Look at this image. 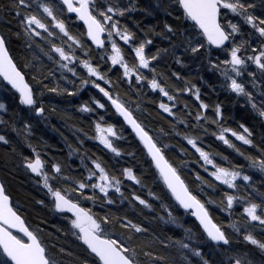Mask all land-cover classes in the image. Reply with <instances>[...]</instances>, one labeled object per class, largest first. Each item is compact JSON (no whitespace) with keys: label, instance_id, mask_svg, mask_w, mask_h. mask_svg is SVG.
I'll use <instances>...</instances> for the list:
<instances>
[{"label":"snow or ice","instance_id":"obj_1","mask_svg":"<svg viewBox=\"0 0 264 264\" xmlns=\"http://www.w3.org/2000/svg\"><path fill=\"white\" fill-rule=\"evenodd\" d=\"M0 9L16 21L18 29L14 33L0 31V89L11 93L29 116L54 131H59L51 124L54 115L64 119L65 124L72 119L68 107L88 114L94 125L91 134L83 127L77 129L75 146L61 133L68 148L63 161L48 151L42 153L31 143L33 123L29 120H23V128L11 124L17 136L26 133L28 153L20 150L10 136L0 133V145L7 146V157L19 158L13 167L31 174L44 194V198L34 200V206L39 208L29 221L24 215L27 208L16 201L8 181L0 178V264H169L144 238L148 227L127 215H100L86 206L91 202L92 207L104 208L118 200L152 212H156L155 202H159L161 214L156 218L182 228L177 214L194 217V226L202 229L203 237L196 246L192 243V228L185 229L182 239L166 237L160 243L165 248L187 250L202 264L216 261L206 258L201 243L209 245V256L213 250L233 253L227 257V264H257L249 250H233L234 241L227 228L243 235V241L264 257V239L247 231V227L258 224L264 233V192L256 187L251 174L258 172L264 177V0H156L153 7H140L137 0H0ZM136 11L147 16L163 11L178 22L165 20L162 25L145 28L137 21L134 31L126 21ZM12 35L22 39L27 49H39L50 64L41 61L37 68L31 61L19 63L11 54ZM154 37L168 41L169 46L157 47L153 52L149 46L154 45ZM238 37L244 39L238 42ZM178 49L183 50L180 55ZM162 54L174 57L175 63L183 67L188 66L185 54L201 61V67L206 60L207 70L219 77V91L242 101L241 107L255 114L253 118L258 119L262 129L259 141L255 139V128L243 118L236 120L226 114L223 101L205 102L201 88L191 79L177 71H172L171 76L158 72ZM28 69L32 70L30 77ZM172 77L183 83L170 85ZM60 81H64L63 86ZM210 87L219 96L217 86ZM122 88L126 89L123 96ZM148 91L166 98L156 104L157 116L169 125L168 131L159 129L162 135L146 122L152 118L151 113L143 115L140 101ZM85 92L88 100L74 103ZM48 93L67 100V106L60 108L51 100L45 101ZM185 94L198 102L195 111L187 102L181 108ZM0 110L8 109L0 103ZM109 113L120 118L119 125L106 119ZM13 115L18 117L20 112ZM228 119L235 120L238 126L228 125ZM8 123L0 116V124ZM125 133L146 153L150 171L143 179L131 167L117 171L104 153L90 152L85 147V141L92 140L115 157H135V152L125 153L114 142L125 139ZM168 135L180 138L178 159L169 154L174 147L162 139ZM209 136L231 149L236 158L224 151H211ZM44 147L50 146L45 142ZM190 151L194 163L185 159ZM73 157L79 160L78 165ZM185 169L193 177L191 182L184 176ZM149 177L155 188L145 183ZM125 181L147 188V197L152 200L135 187L126 193ZM192 184H198V190L194 191ZM260 184L264 187V179ZM253 193L260 195V203L253 202ZM237 203L243 205V223L233 220L225 227L214 218L211 205L231 217ZM41 210L58 214L66 227L49 232V221L40 215ZM68 236L75 237L79 253L74 254L61 242ZM65 257L74 259L67 261ZM140 257L146 260L142 262ZM184 258L187 264H193L187 255ZM259 264H264V259Z\"/></svg>","mask_w":264,"mask_h":264},{"label":"trees","instance_id":"obj_2","mask_svg":"<svg viewBox=\"0 0 264 264\" xmlns=\"http://www.w3.org/2000/svg\"><path fill=\"white\" fill-rule=\"evenodd\" d=\"M4 2H7V0H4ZM124 3H129V0H123ZM140 7H153L156 3V0H137ZM168 20L169 22H178L175 21L174 17H168L165 15L163 11H156L154 16H147L142 11H136L130 14V16L127 19V24L130 29L136 30V22L139 21L141 24V27H148L152 25H156L160 23L162 25L163 21ZM79 23V22H77ZM186 23H191L190 21H187ZM17 29V24L14 19L10 15H5L4 11L0 9V31H3L5 33H14ZM240 39H244V37H238V42ZM59 42V41H57ZM169 46L168 41L163 40L160 37H154V45H150L149 48L154 52L157 47L159 48H166ZM10 48H11V54L17 59V61L21 64H24L28 61H31L33 64L39 68L40 62L43 61L45 64H50V62L47 61L46 57L43 56V54L39 51V49H27L25 47L24 41L22 39L18 40L15 35L11 36L10 39ZM182 49L177 50V55H180L182 53ZM33 56L37 57L38 59L33 60ZM131 59V58H129ZM183 59L188 62L187 67H183L181 65H178L175 63V58L162 54V59L158 63L157 70L158 72L167 73V76H171L172 71L180 72L183 76L191 79L193 84H196L201 88V98L209 103L213 104L219 101H223L225 105V112L226 114L230 116H234L236 120H239L243 118L244 122H246L250 127L255 128L256 131V137L255 139L259 141L261 137V126L258 122V119H254V113H252L249 109L241 107L242 101H236L234 100L233 96L223 92L219 91L218 85H219V77L214 74L211 71L207 70V61L204 60L203 64L204 67H201V61L194 60L191 56L185 54L183 56ZM155 63V62H154ZM29 77L32 74V70L28 69ZM70 75V74H69ZM200 77H203V80L200 79ZM59 78V73H57V79ZM167 77H164L162 79H166ZM35 83V81H33ZM168 83L171 85L172 83L176 84H182V81H175V78L172 77L171 80L168 81ZM55 84V81H53V86ZM61 86L64 85V81H60ZM210 85H216L217 89L219 91V96H217L214 92H212ZM126 89H121L122 96L124 95ZM10 96L0 98V103H4L7 106V111L4 113H0V116H2L6 121H8V124H0V133H5L8 136H10L15 143L18 144L19 149L23 150L25 153L30 152V149L27 147V143L25 142L24 136L26 133H21L20 136H17L14 131H12L11 124L15 123L17 127L23 128V120H29L33 123V135L29 137V140L31 143L41 150L43 153L44 151H48L50 155H55L58 160H66L67 159V153L68 148L66 146L65 140L63 137L67 138V141L72 143L74 146L76 145V135H77V129L80 127H83L86 131H89L91 134L93 131V123L90 121L88 114L86 113H79L75 107H68V112L72 114V119L67 121V124H65L64 119H61L58 116H53L51 119V124L55 125V127L59 131H54L53 128L49 125H46L44 122L39 121L38 118L35 116H29L27 113V110L22 109L16 100L14 99L13 95L10 93ZM89 98V94L87 92L81 94V99L74 101V103H80L82 101H87ZM128 97L125 96V99ZM45 101H53L56 105H58L60 108H64L67 106V100H64L58 96L55 95V93H48L44 97ZM135 95L133 94L132 100L135 102ZM160 99H165L164 97L160 96L157 93H153L151 91H148L147 97L140 101L141 108L144 109L143 115L147 116L148 113H151V119L147 120L146 122L150 124V126L155 128L157 135H162L159 132V129L161 127H164L165 131H168L169 125L167 124V121L164 120L162 117L157 116V108L156 104L159 102ZM155 101V103L153 102ZM187 102L192 111L196 110V104L198 102L195 101L194 97L190 94H185L180 101L181 108L183 107V103ZM135 106V103H133V107ZM20 112V116H14L13 113ZM106 119L110 122H116L119 125L120 118L117 116L112 115L109 113L106 116ZM228 125L232 127H237V123L233 119H228L227 121ZM182 126H181V129ZM119 131V127H118ZM61 133H63V137L61 136ZM83 138V137H81ZM231 138V137H230ZM162 139L165 143H169L174 147V150L171 151L169 154L172 156L173 159H178L176 153L179 152L181 143L179 137H174L172 135L168 136H162ZM234 140V138H231ZM209 142L211 143V151H224L226 155H231L233 158H236L235 153L228 149L226 145H223L222 142L215 140L213 137H208ZM45 142L47 143L48 147L45 149L44 145ZM118 146H120L125 153L127 152H135V157L124 155L121 157H115L114 154L108 152L106 149H103L102 145H99L97 141L92 140H86L85 141V147L91 151H95L97 154L104 153L107 157V159L110 160L111 165L117 170L120 171L124 167H131L134 169V171L141 175L142 179L145 175L149 173V168L146 165V153L141 151L142 146L138 145V142L135 140H132L131 136L128 135V133H125V139L114 141ZM239 144V142H236ZM247 147V146H245ZM6 148L7 146L0 145V178L5 179L8 181L10 187L9 191L12 193V195L15 197L16 201L23 205L25 208H27V212L24 213V215H27L29 218V221H32L36 215H37V209L39 208L38 205L34 206V200L44 198L43 192L40 190L39 186L36 185L31 178V174L27 173L23 168H14V164H18L19 158H8L6 155ZM190 148V146H189ZM185 159L188 161H192L194 163L195 157L192 155V152L190 151L186 156ZM73 161H75V164H79V160L76 157L72 158ZM243 162V161H241ZM254 176V180L256 182V187L260 188L261 192H264V187H261V180L264 179L258 172H252L251 173ZM184 176L185 178L191 182L193 177L188 174V170H184ZM145 183L148 185L149 188H155V183L151 180L149 177L145 180ZM238 183H241L238 181ZM135 187L139 194L142 196L148 198L150 201L152 200L151 197H147V188L140 189L139 186L132 185V182L125 181V188L124 191L127 193L132 190V188ZM193 190H198L199 185L198 184H192ZM251 191V190H249ZM159 194V193H158ZM211 195V193H209ZM118 198V194H116ZM214 199H217V197H213ZM252 200L253 202L260 203L261 197L258 193L252 194ZM159 202H155L157 205L156 212L149 211L148 209H144L143 206H137L132 207L128 204L127 201H125L123 204L119 203V200L117 204L115 205H109L104 208L92 207L91 202H86V206L91 207L93 212L103 215L105 212H111L116 215H127L130 219H132L135 222H140L144 226L149 228V233L144 234V238L151 241L152 248L154 252L159 253L160 255L164 256L166 260L169 262V264H187V261L185 260V255L188 256V259L193 261V264H202V262L199 261L198 257L192 256L190 253L187 252V250H184V252H181L177 248L168 247L165 248L161 243V239H165L166 237H172L173 239L177 238H184L185 236V229L186 228H192L193 232L195 233V238L192 241L193 245L196 246L198 241L202 240L203 237L201 235L202 230L199 228H196L194 226L193 218L187 214H177L174 212V214L178 215V220L180 224H183V228L179 227L174 224H165L158 220L156 217L160 213V209L158 207ZM213 210V216L217 221L223 222L225 227L227 225L235 220L238 222L243 223V205L241 203H237L234 206L233 209V216H228L227 213H224L219 210L217 205H211L210 206ZM40 215L46 216L49 224L47 225L48 231L55 233L56 228H65L66 227V221H64L58 214L53 215L51 213H48L47 210H41ZM197 223V222H195ZM198 224V223H197ZM52 225H55L56 227H52ZM228 233L230 237L233 239L234 243L232 245L233 250H240L241 252L244 250H249L252 257L257 261V264H259V261L261 259H264V257H261L258 250L254 248V246L249 245L247 242L243 241V235H238L234 229L227 228ZM247 231L251 232L254 236H256L258 239H264V233H261L260 226L256 224L255 227H247ZM241 232H244V229H241ZM57 235H61L60 233H56ZM159 238V239H158ZM64 243L65 247H69L70 250L76 254L79 253V248L76 247V244L78 243L75 240V237L68 236L64 237L61 241ZM200 247H202L205 251L206 258H210L214 261H216V264H220V262L223 260L225 261V264H227V257L229 255H232L233 253H226L223 250H213L211 252V255L209 256V245L201 243L199 244ZM67 261H72L74 257H65ZM141 261L144 262L146 258L140 257ZM163 264V262H162Z\"/></svg>","mask_w":264,"mask_h":264},{"label":"rangeland","instance_id":"obj_3","mask_svg":"<svg viewBox=\"0 0 264 264\" xmlns=\"http://www.w3.org/2000/svg\"><path fill=\"white\" fill-rule=\"evenodd\" d=\"M9 94H10L9 92H5V91H3L2 89H0V98L8 97V96H10ZM4 112H5V111L0 110V113H4Z\"/></svg>","mask_w":264,"mask_h":264},{"label":"water","instance_id":"obj_4","mask_svg":"<svg viewBox=\"0 0 264 264\" xmlns=\"http://www.w3.org/2000/svg\"><path fill=\"white\" fill-rule=\"evenodd\" d=\"M193 218V220H195V218L194 217H192ZM198 223V222H197ZM202 230V229H201Z\"/></svg>","mask_w":264,"mask_h":264}]
</instances>
